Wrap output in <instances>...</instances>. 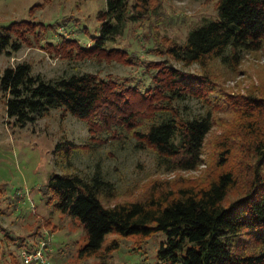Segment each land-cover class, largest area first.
I'll return each instance as SVG.
<instances>
[{
    "label": "trees",
    "instance_id": "16d2710c",
    "mask_svg": "<svg viewBox=\"0 0 264 264\" xmlns=\"http://www.w3.org/2000/svg\"><path fill=\"white\" fill-rule=\"evenodd\" d=\"M148 2L106 0L91 43L70 40L78 58L93 56L142 65L150 74L149 83L136 75L105 78L93 72L46 79L32 74L27 62H19L0 72L8 118L23 126L50 108L62 106L87 120L91 132L97 124L106 130L124 125L136 138L137 146H151L157 163L167 169L198 166L213 124L210 94L231 97L212 85L206 67L215 59L237 62L244 50L264 47V0H216L215 17L204 18L191 27L183 41H170L160 46L162 49L157 45L156 54L165 56L161 60L142 58L136 50L113 45L128 21L149 11ZM22 22L13 21L0 28V53L21 47L24 33H15L24 29L20 27ZM45 30L35 29V33L40 37ZM49 43L55 49L57 42ZM144 48L154 54L150 47ZM169 58L185 66L197 63L203 69L186 71ZM186 96L209 107L198 116L185 117L173 101ZM237 97L232 98L233 108L246 116L245 122L237 124L243 126L238 130L240 140L229 136L230 132L218 137L222 138L215 150L218 172L204 184L173 185L170 180H162L140 198L106 203L104 195H112V184L98 170L87 178L76 172H53L49 176L40 188L41 198L52 208L77 217L86 231L87 240L78 249V257L104 256L101 250L109 234L147 236L163 231L165 238L157 255L166 264H264V96L247 92ZM216 100L217 104L224 102ZM66 142L69 150L74 147L71 141ZM237 150H241L239 158L234 156ZM232 158L234 166L229 165ZM240 178L242 189L229 198ZM24 240L19 242L20 248L36 247L34 241ZM115 247L113 240L105 250Z\"/></svg>",
    "mask_w": 264,
    "mask_h": 264
},
{
    "label": "rangeland",
    "instance_id": "374dc122",
    "mask_svg": "<svg viewBox=\"0 0 264 264\" xmlns=\"http://www.w3.org/2000/svg\"><path fill=\"white\" fill-rule=\"evenodd\" d=\"M135 1L129 0L130 4ZM147 6L149 11L135 21H128L124 33L113 45L136 50L140 57L152 60L165 57L156 54L159 53L157 45L162 49L160 46L170 41H183L191 27L204 18L216 16V0H149ZM105 9L106 0H0V28L13 21H24L20 24L24 29H17L15 33H24L22 45L17 50L0 53V72L6 66L27 62L32 74L46 79L93 72L105 78L136 75L149 83L150 74L143 71L142 65L75 55L76 46H71L70 39L90 44L101 23L98 14ZM35 29L46 30L44 33L42 30L39 37ZM61 36L64 38L58 42ZM49 42H57L55 49ZM144 47H150L154 54ZM168 60L186 71L203 69L197 63L185 66L177 60ZM206 70L211 84L231 97L210 94L213 124L205 137L201 162L192 169H167L164 164L157 163V154L151 146H137L136 138L124 125L106 130L97 124V127L92 126L95 131L91 132L87 120L76 117L62 106L50 108L23 126L15 124L6 114L5 97L0 90V226L4 228L0 229V264H38L36 260L26 262L22 253L40 247L46 251L49 264H99L101 261L166 264L157 255L165 238L163 231L147 236L109 234L101 250L104 256L78 257V249L87 240L82 223L77 217L46 204L40 188L53 172H76L87 178L98 170L112 184V195H104L103 200L114 203L140 198L152 184L162 180H170L173 185L204 184L208 177L218 172L215 150L223 136L230 132L233 138L240 140L241 137L238 130L243 126L237 124L245 122L246 116L234 110L232 98L239 99L237 94L247 92L264 96V47L256 51L244 50L237 62L211 60ZM216 99L224 102L217 104ZM202 103L189 96L173 101L185 117L202 114L209 107ZM220 136L222 138H218ZM67 140L74 144L70 150ZM240 154L241 150H237L234 156L239 158ZM229 165L234 166L233 158ZM239 180L229 198L242 189V178ZM23 239L27 243L34 241L36 247L20 248L18 244ZM113 240L116 247L105 250Z\"/></svg>",
    "mask_w": 264,
    "mask_h": 264
},
{
    "label": "built area",
    "instance_id": "2783aa9c",
    "mask_svg": "<svg viewBox=\"0 0 264 264\" xmlns=\"http://www.w3.org/2000/svg\"><path fill=\"white\" fill-rule=\"evenodd\" d=\"M22 255L26 262L36 260L38 264H49V260L46 256V251H44L42 247L36 249L33 252H23Z\"/></svg>",
    "mask_w": 264,
    "mask_h": 264
}]
</instances>
